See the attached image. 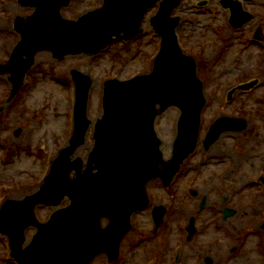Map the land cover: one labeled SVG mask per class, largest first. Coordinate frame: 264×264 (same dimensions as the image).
Segmentation results:
<instances>
[{
    "label": "rangeland",
    "instance_id": "obj_1",
    "mask_svg": "<svg viewBox=\"0 0 264 264\" xmlns=\"http://www.w3.org/2000/svg\"><path fill=\"white\" fill-rule=\"evenodd\" d=\"M239 1L254 15V20L241 29L231 26V12L221 0H183L175 11L182 18L177 30L181 46L197 60L198 76L204 82L207 106L202 114L200 142L170 187L160 179L150 182L151 205L134 215L133 230L122 243L120 258L112 264H264V0ZM103 2L73 0L62 15L78 20ZM201 2L206 5L200 6ZM35 10L19 0H0L1 63L10 59L21 40L14 30L15 21ZM157 13L158 7L149 11L142 35L114 44L96 56L78 54L58 60L51 52L38 53L24 86L12 101L10 75L0 74V205L8 198L23 199L35 193L51 162L69 145L74 132V69L91 75L94 81L88 105L92 124L86 143L76 153L87 162L95 146V124L103 116L105 82L129 80L153 70L161 38L150 20ZM258 28H262L261 41L254 38ZM253 79L259 81L257 87L228 100L231 89ZM180 115L181 111L173 107L156 122L166 159L172 156ZM224 116L245 118L248 128L225 132L206 150L203 142L208 129ZM18 128H22L19 136L14 133ZM68 204L66 199L62 207ZM157 205L168 208L159 227L152 216ZM225 208L235 214L224 219ZM56 210L39 206L37 216L46 222ZM191 216L197 219V234L189 240ZM36 231L34 227L27 230L26 245ZM7 239L0 234V264H17ZM92 264L109 262L103 255Z\"/></svg>",
    "mask_w": 264,
    "mask_h": 264
},
{
    "label": "water",
    "instance_id": "obj_2",
    "mask_svg": "<svg viewBox=\"0 0 264 264\" xmlns=\"http://www.w3.org/2000/svg\"><path fill=\"white\" fill-rule=\"evenodd\" d=\"M19 1L36 11L26 19L17 18L15 29L22 40L11 60L0 63V73L12 74V97L23 85L38 52L51 51L60 59L80 53L98 54L114 42L141 33L146 13L160 0H104L102 8L78 21L62 16V8L71 0ZM181 1L163 0L159 13L152 18L153 26L163 38L153 72L129 81L106 82L104 115L96 124V144L86 169L82 158H73L85 144L92 123L87 106L93 82L90 76L73 71L77 104L76 129L70 147L61 151L39 192L22 201L8 200L1 211L0 231L9 234L12 254L20 264H90L104 252L111 260L117 259L120 244L132 228L133 213L149 204L147 183L160 177L169 185L197 148L206 98L203 82L197 77V63L184 54L176 34L181 18L172 14ZM222 3L232 8V23L236 27L252 19L240 2L223 0ZM256 83L237 89L249 90ZM237 89L230 93V98ZM172 106H178L182 116L173 158L165 161L155 121ZM247 126L243 119H219L207 135L206 148L223 132L242 131ZM16 134L19 136L21 129ZM67 197L71 200L68 207L56 211L47 223L38 221L35 213L38 205L59 206ZM165 214L164 207L154 209L158 226ZM234 214L227 209L225 218ZM103 218L110 220L107 228L101 226ZM30 226H36L38 233L23 248L25 231ZM189 231L191 236L196 232L194 218Z\"/></svg>",
    "mask_w": 264,
    "mask_h": 264
}]
</instances>
